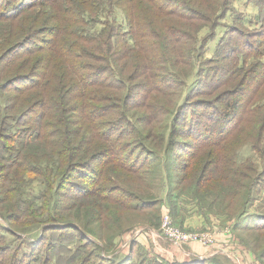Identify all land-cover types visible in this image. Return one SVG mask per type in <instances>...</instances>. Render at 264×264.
Returning a JSON list of instances; mask_svg holds the SVG:
<instances>
[{
	"label": "trees",
	"instance_id": "obj_1",
	"mask_svg": "<svg viewBox=\"0 0 264 264\" xmlns=\"http://www.w3.org/2000/svg\"><path fill=\"white\" fill-rule=\"evenodd\" d=\"M230 3L0 0V219L8 226H0V264H183L150 255L132 234L121 239L132 216L160 205V178L172 213L176 184L199 211L219 204L234 216L233 240L264 235V214H248L264 192V63L253 62L260 54L250 34L233 26L204 60ZM238 134L258 157L246 173L234 151L214 156ZM206 149L213 150L202 163ZM184 158L198 175L178 166ZM232 179L239 203L225 194ZM70 232L80 244L61 263L48 235ZM88 236L114 244L113 252L126 242L125 249L103 257L106 246ZM258 240L241 241L264 264ZM218 256L187 264H221Z\"/></svg>",
	"mask_w": 264,
	"mask_h": 264
},
{
	"label": "rangeland",
	"instance_id": "obj_2",
	"mask_svg": "<svg viewBox=\"0 0 264 264\" xmlns=\"http://www.w3.org/2000/svg\"><path fill=\"white\" fill-rule=\"evenodd\" d=\"M229 9H231L232 11L228 14V16L225 20L219 22L220 25L216 31L214 38L208 43V45L206 47L204 60L212 59L214 50L216 49L217 44L219 43L224 32L227 31L228 27L233 26V27L237 28L238 30L242 31V33H244V31H245V32H248L250 34L251 42H253L254 44L257 43L256 46L258 47L259 54H260V57L253 62L259 61L261 63H264V56H263V54H264V29L261 27L263 22H264V6H256V4L251 0H231ZM232 13H234V15L238 16L237 18H235L236 21L233 20ZM115 17H117V19H122V16H121L119 11H117L115 13ZM205 32L206 31L203 30V31H201V33L199 35L204 36ZM258 43H260V44H258ZM260 72H261V74L264 75V71L260 70ZM193 82H194V74L191 75L189 73L187 76H185L184 90L187 91ZM261 97H262V100L259 102V104L263 105L264 104V93H262ZM192 142L194 143L193 140H192ZM191 145L194 146L192 143H191ZM190 146H188L187 148H184V149L185 150L188 149V150H190V152L193 151L190 149ZM211 150H213V149H211ZM211 150L206 149V150L202 151V153H201V162L202 163L206 162L209 159V155H210ZM233 151L236 153V155L233 154ZM219 153H221L222 155H234L235 156L234 161L236 162V169H239L244 173L247 172L245 170V168L248 165L249 159L258 162V157H257L256 153L253 151L252 145L249 142L248 138L246 137V134H238L226 146H224L222 148L215 149L214 156L217 157V155ZM184 159L185 160L179 161L180 164L178 166L179 167L181 166L183 168L190 167V170H196V175H198L199 168L194 167V162L193 161L190 162V159H188V158H184ZM237 167H240V168H237ZM190 173H191V171L189 172V174ZM216 173L214 171H210L208 173V176H214ZM180 174L181 173L177 169L175 177L180 178ZM236 182H238V181H236L235 179L229 180L228 185L226 187V192H225L228 199L232 203H239L242 200V196H243L242 193H240L236 189ZM243 186H244V189L241 192L248 189V183L246 181H243ZM170 187L172 189L176 190L173 197H172V198H174V200L172 201L173 204H176L180 207L190 205V207H194L195 210L198 211L199 213L201 212L195 206V204H194L195 199L192 197L191 193L190 192H187V193L182 192L184 187L177 186L176 184L170 185ZM33 189H34L33 193L35 194V196H38L39 192H42V190H43L42 186L39 183L33 184ZM167 193H171V190L169 189L168 184L166 182L164 183V180L162 178H160L158 183L155 186V189H154V195H155L154 198L159 201L160 205L158 207H156L155 209L153 208L152 210L146 211V212H148V214L144 215V218L140 217V216H132V218H130V220L126 223V225L123 226L122 231H121L122 234L119 233V235L121 234V239L124 236L130 235V234H132L131 238H134L137 236L138 233H140V235L138 237L139 241L142 242V240H143L144 245H146V247L148 248V249L147 248L146 249L149 252V254L154 255L155 251L153 249V246L146 239L147 237H149V235L145 234V236H141V232L146 230V233H148L150 230H155V231L158 230L160 223L162 221V218L164 217V214H168L170 216L172 222H173L172 212H171V209L169 207L170 204L168 203V200H167ZM200 203H202V202H200ZM263 205H264V192H262L257 197V199L255 200L253 205L250 206L248 214H264V209L262 208ZM220 208L221 207L219 204H215V205H212L211 208H208V210H210L211 216L215 217L216 219L223 220V227H224L223 229H229L230 232H232L231 230L233 229L232 226L234 225L235 218H234V216L233 217L224 216L220 212ZM176 211L177 210H175L174 213H176ZM261 224L262 223H259V225H261ZM0 226L8 227L5 223H3V221H1V219H0ZM210 230H212V229H210ZM31 234L32 235L29 237L35 238L38 233L32 232ZM69 234H70V237H69V235H59L58 233L48 235V237L50 239H52L53 242L58 241V243L56 245V249H55V254H57L59 259L62 260L61 263H66L67 259L70 256V252L74 248L79 246V244H80V241H78L77 238L75 240L72 237L71 232ZM119 235L116 237V241L119 239ZM234 235H235V233H234ZM236 235L235 236L237 239H235V241H237V243L239 244L240 247H242L243 250H245L243 248V244H242L243 242H253L255 239H259L258 240L259 245L261 244L260 248L264 242V235L262 233H260V234L259 233H246V234L243 233L241 235V236H243V238L241 239L243 242L239 239L238 233H236ZM99 236H102V233H100ZM23 237H25V236H23ZM88 238H90L93 242L98 243L99 245L101 244V248H102V244L104 246V249L106 246V249H105L106 251L104 250L106 253L101 252L102 256L106 257V258H112L114 255L122 252L125 249V245H126V242H121L117 246L118 251L116 250L113 252V250L115 248L114 244L112 245V247H110L111 244H109L107 241H99V240H97L91 236H88ZM259 245L257 247H259ZM245 251L249 252L248 250H245ZM241 252H243V251H241ZM249 253L251 254V252H249ZM255 254L257 255L258 253L255 252ZM251 255H253V254H251ZM218 258H220L219 262L221 264H230L229 261L227 260V258L225 257V255H219ZM241 263L242 262H240L239 264H241Z\"/></svg>",
	"mask_w": 264,
	"mask_h": 264
},
{
	"label": "crops",
	"instance_id": "obj_3",
	"mask_svg": "<svg viewBox=\"0 0 264 264\" xmlns=\"http://www.w3.org/2000/svg\"><path fill=\"white\" fill-rule=\"evenodd\" d=\"M176 213H172L174 224L183 230L200 231L212 229L215 234V249H206L198 244H187L185 246H175L168 240L152 235L146 239L152 244L156 255L164 257L169 262L191 263L203 261L218 255H225L230 264H256L253 255L241 249L237 241L231 236L222 233L223 220L216 219L211 213L198 212L194 207L179 206ZM218 218V217H217ZM220 222V223H219ZM142 238V237H141ZM142 243L144 244L143 240ZM224 251L225 254L220 251ZM243 251V252H241Z\"/></svg>",
	"mask_w": 264,
	"mask_h": 264
},
{
	"label": "built area",
	"instance_id": "obj_4",
	"mask_svg": "<svg viewBox=\"0 0 264 264\" xmlns=\"http://www.w3.org/2000/svg\"><path fill=\"white\" fill-rule=\"evenodd\" d=\"M225 233V235L231 236L229 229L218 230ZM153 233V234H152ZM148 234L151 237L156 235L157 237H162L175 246H185L187 244H198L206 249H215V234L216 231L205 229L200 231H188L178 228L171 220L168 214H164L162 221L158 230H150L146 233V230L141 232V236ZM140 233L137 234L136 238L138 239ZM221 253L225 254L222 250Z\"/></svg>",
	"mask_w": 264,
	"mask_h": 264
}]
</instances>
